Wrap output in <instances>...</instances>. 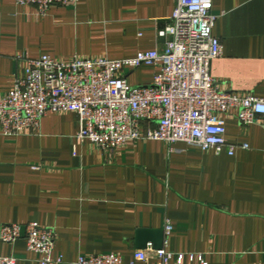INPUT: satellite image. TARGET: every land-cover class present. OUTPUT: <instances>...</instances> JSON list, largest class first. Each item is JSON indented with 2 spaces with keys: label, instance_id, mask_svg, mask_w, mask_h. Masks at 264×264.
I'll return each mask as SVG.
<instances>
[{
  "label": "crops",
  "instance_id": "obj_1",
  "mask_svg": "<svg viewBox=\"0 0 264 264\" xmlns=\"http://www.w3.org/2000/svg\"><path fill=\"white\" fill-rule=\"evenodd\" d=\"M177 4L80 0L39 16L34 7L0 0V99L29 59L47 55L70 63L162 52L171 37L159 33L172 24ZM213 12L223 55L212 61L211 76L224 91L264 99V0H214ZM157 72L141 67L121 76L147 86ZM225 119L227 143L249 147L233 156L154 140L102 151L78 139L79 117L70 112H49L38 131L0 133V227L54 228L53 257L62 264L112 254L132 264L137 250L155 245L153 235L141 248L140 233L165 232L170 222L162 250L203 254L208 264H264V129L242 124L234 110ZM0 254L41 264L24 239L0 241Z\"/></svg>",
  "mask_w": 264,
  "mask_h": 264
},
{
  "label": "built area",
  "instance_id": "obj_2",
  "mask_svg": "<svg viewBox=\"0 0 264 264\" xmlns=\"http://www.w3.org/2000/svg\"><path fill=\"white\" fill-rule=\"evenodd\" d=\"M80 0H16L45 16L53 6L76 7ZM214 0H178L172 24L159 33L171 37L165 49L140 52L125 60L75 58L62 63L44 55L29 59L14 89L0 99V133L20 135L38 131L49 112L76 113L78 139L99 150L112 152L130 141H161L217 155L238 148L225 138L226 115L237 112L239 121L264 129V99L222 90L210 74L213 60L223 55L214 36L217 15ZM141 67L158 69L147 86H132L121 76ZM146 124V129L143 127ZM173 230L167 222L165 233ZM56 230L36 222L3 224L0 241L13 245L24 239L27 249L41 255V264H62L53 251ZM155 259L157 264H208L203 254L172 253L148 247L137 250L135 262ZM187 261V262H186ZM132 263V264H135ZM0 264H18L14 256L0 254ZM77 264H125L120 255L80 257Z\"/></svg>",
  "mask_w": 264,
  "mask_h": 264
},
{
  "label": "water",
  "instance_id": "obj_3",
  "mask_svg": "<svg viewBox=\"0 0 264 264\" xmlns=\"http://www.w3.org/2000/svg\"><path fill=\"white\" fill-rule=\"evenodd\" d=\"M155 239V250H162L164 247V240H165V232L164 231H142L139 235L138 242L141 248H146L148 245V240L150 236H153Z\"/></svg>",
  "mask_w": 264,
  "mask_h": 264
}]
</instances>
